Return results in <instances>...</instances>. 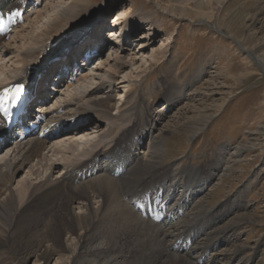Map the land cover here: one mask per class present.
I'll return each instance as SVG.
<instances>
[{
	"label": "bare ground",
	"instance_id": "obj_1",
	"mask_svg": "<svg viewBox=\"0 0 264 264\" xmlns=\"http://www.w3.org/2000/svg\"><path fill=\"white\" fill-rule=\"evenodd\" d=\"M173 1L172 5L171 3L166 5L162 11H171L174 14L178 11L179 16L194 14L199 17L198 19H210L214 14V8L212 10L211 7L214 0H205V2L195 0L194 5L190 4L191 0ZM88 2L89 0H0L2 11H15L18 17L14 23L15 28L13 31L8 35L6 33L0 35V88H6L13 80L25 83L29 80L32 81L34 71H36L34 67L37 68L40 64L38 59L52 51L51 49L57 46L60 40L63 39L60 43L64 42L62 35H56L60 30L69 31L73 28V31H76L75 38H78L81 33L85 32L87 34L86 39L76 51L87 48L94 49V46L102 41L99 31L102 24L98 19L91 29H87L88 24H92L100 11L98 6L94 4L89 6ZM111 7L113 12L111 18L107 20L111 23L105 36L108 38L107 43L103 39V43L98 44L101 51L104 50L106 55L103 54V57L99 59L96 68L82 70L84 72L77 76L72 85L60 89L55 96L45 95L48 92V87L43 82L48 77L47 75L37 82L38 89L34 88L39 99L37 112H42L45 115L40 129L47 124L57 123L58 121L75 122L82 120L85 121L87 127L81 128L77 132L81 134L80 139L74 137V134L70 135L69 132L50 139L38 138L36 135L28 137L17 144L10 145L6 140L0 143V151L8 147L7 150L10 153L0 160V243L6 242L3 239L4 236H9L7 242H10L13 246L15 255L19 260L17 264H28L31 258H33L34 264H50L52 260H55V264H128V261L123 260L124 257L132 252H143L142 248L146 243L151 246L157 244L160 247L154 248L151 255L155 256V252H162L165 248L169 250L172 241L181 236L185 239L186 236H193V234L195 236L206 235V244L205 242H199L194 247L192 243L193 246L189 248V251L195 252L201 249V256L209 251L207 264H216V258L219 257L215 251H218V249H214L213 246L219 244V241L218 239L212 242L208 241L212 233L209 229L212 228L214 220H216L211 215H214L216 209L208 211L204 209L205 211L199 212L198 207L200 203L206 202V194L210 191V188L208 191H206V188L209 184L216 180L217 176L219 178L216 184L219 183L221 176L230 170L235 161L238 160L237 157L245 149V145L236 146L227 161L222 157L218 158L219 160L216 161L211 172L201 176L198 178L199 180H195L192 184H187L184 187L177 186L176 183H173L175 185L173 187L170 185L173 190L171 195H167L165 198L166 203L172 202L171 206L174 207L184 206L186 211L168 226L163 223L148 222V220L134 213L130 205L127 207L122 205V199L120 198L123 195H128L130 200L139 191L149 189L156 191L159 189L158 186L163 187L168 181V174L166 170L157 174L159 166L156 165L160 164L159 161L162 156L160 149L163 147V145L158 144V138L164 136V131L161 132V129L155 133L157 129L155 126L159 121L153 116L152 123L150 122L148 126L145 125L139 130L136 129L137 131L133 133L131 139H127L125 130L127 127L129 128V124L126 125V123L139 118L140 98L124 94L122 101L114 102L113 91H116V89H114L113 84L117 83L115 88H118L119 92L120 90L128 92L133 83L137 81L135 78L139 75L138 71L144 65H147L145 58L148 57V60L155 59L156 50H158V53H162L167 47L168 36L159 29H154L153 22L146 23V30L150 31L149 36L144 33L145 29L133 35L132 39L136 40V48H139L140 53L137 58L132 56L137 50L133 52L132 47L125 42V39H128L129 32L134 29L130 25L131 22L128 23L123 20L128 13V8L118 7V5ZM95 11L97 13L93 15ZM111 34L119 35V37L112 40L109 38ZM49 35H53L51 39L47 37ZM156 35L160 37L158 46L151 47L147 42L150 37L153 38ZM92 43L95 44L91 45ZM45 49L47 51L41 57L40 53ZM76 51L69 54L67 59H63V64H70L73 57L77 55ZM30 58L32 60H29ZM259 63L262 64L260 60ZM126 68L130 69L128 74L119 77L120 72ZM95 75H98L99 78ZM87 80L90 82L88 81L85 84L87 89L82 91L83 94L72 92L75 83L79 81L86 82ZM31 84L34 87L35 83L31 82ZM86 91L87 94L84 95ZM1 93L0 91V96ZM186 96L187 94L181 96V92H178L175 99L168 98V103L165 106L160 105L159 109L169 108ZM49 97L55 99L53 104H50ZM207 108V106L201 107L200 105L197 114L195 113L192 119L201 122L205 117ZM112 109L116 111L112 113ZM181 125L183 127H193V124ZM114 128L117 129L112 136ZM2 130V123H0V135L3 134ZM91 133L93 135L88 139ZM117 134L120 135L121 143H114V146H111ZM144 140H147V144L145 143V151L141 154L140 150ZM76 146H80L78 150ZM133 150L139 151L141 155L139 153L137 155ZM122 152L124 157H121ZM59 153H64V158L55 162L56 159H52V157L58 156ZM103 156L108 159L100 165L96 158ZM34 161L37 166L40 165L39 168H45L43 171H49L48 174L46 172L47 175L42 176L43 178L34 182L31 197L38 200L36 209L47 208L46 206L50 204L52 206L59 205L58 207L65 211V216H56L57 220L54 219L49 222L45 234L33 237L27 235L24 240L13 244L12 234L15 231L11 230L16 229L15 225L14 228L12 226L15 213L25 194L31 190L32 176L35 175L36 177L41 174V169L40 171L35 169L36 164L32 163ZM121 161L126 162L128 166L126 175L124 173L119 179L109 177V174L105 171ZM23 170H25L26 177H21L15 185H12L16 174ZM93 170L96 172L95 175L86 179L85 182L81 181L85 178L78 177V173H82V171L86 175ZM129 170H133L132 173ZM216 184L214 183V185ZM197 201L199 202L198 206L196 205ZM209 217L210 221H207L206 219ZM37 220L41 221L40 218ZM37 220H35V224L38 223ZM205 221H207L206 224ZM64 230H67V232L64 233ZM131 231H135L133 235L129 234ZM214 232L221 233L216 230ZM143 234H146L145 240L142 238ZM223 234V238L220 237L219 240L223 239L227 243L238 236L234 232L228 234L230 237L226 236V231ZM122 235H125L126 242L119 245L117 237ZM38 236H40L39 240L36 239ZM62 236L64 237L62 238ZM101 238L107 241V245L102 248L94 247L96 241ZM170 238L168 244L169 241L166 240ZM243 245L236 244L235 247L224 249L222 256L225 258L228 254L234 257L233 254L241 253L246 249L241 247ZM253 255L255 257L258 255L257 249H254ZM242 258H239L238 263L233 259V263L227 262V264H259V261L256 262L257 259L254 257L247 260H242ZM181 260L184 262L187 259L182 258Z\"/></svg>",
	"mask_w": 264,
	"mask_h": 264
},
{
	"label": "rangeland",
	"instance_id": "obj_2",
	"mask_svg": "<svg viewBox=\"0 0 264 264\" xmlns=\"http://www.w3.org/2000/svg\"><path fill=\"white\" fill-rule=\"evenodd\" d=\"M170 3L172 5L174 1L95 0L90 2L89 0L88 2L89 6L93 4L98 6L100 11L92 24H88L87 29L91 28L98 19L107 22L113 12L111 6L118 5V7L128 8V13L123 20L132 23H130L134 29L130 34L132 46L134 43L137 46L136 40L132 39L133 35L139 31L142 32L143 29H145L146 32L144 31V33L147 35L150 33L146 30L147 26L145 25L149 22H153L154 29L157 28L168 36L167 47L162 53H158V50H156L155 59L148 60V57L145 58L147 65H144L138 71L139 75L135 78L137 81L133 83L128 92L125 93L121 90L119 92L118 88H115L117 83L113 84L114 89H116V91H113L114 102L122 101L124 94L140 98L139 118L126 123V125L129 124V128L127 127L125 130V137L131 139L138 127L147 124L148 120L152 121L153 116H155L159 121L155 126L157 128L155 133L160 129L161 132L164 131V136L158 138V144L163 145V147L160 149L162 153L160 164L156 165L159 166L157 174L166 170L167 174L171 173L174 177L178 176L175 173L182 171L187 176L199 172L205 176L207 173L209 174L216 161L219 160L218 158L222 157L227 161L236 146L245 145V149L237 157L238 160L227 171L228 173L226 172L221 176L218 184L216 183L219 176L216 177L214 182L216 185L213 183L210 186V191L206 194V202L200 203L198 209L199 212L208 211L223 204L215 208V214L220 211L227 214L218 226L209 229L212 233L208 241L212 242L218 239L219 243L223 244L220 252L215 251L219 257L216 258V264L233 263V259L238 263L239 258L242 257V260L254 257L257 259L256 262L259 261V264H264V0H214V4L211 6L212 10L214 8V14L210 19H198L199 17L194 14L179 16L178 11L175 14L171 11L163 12V8ZM195 3V0L190 2L191 5ZM96 13L97 11L93 15ZM73 30L71 28L69 31H58L56 35H62L64 42L60 43L63 39H59L58 45L53 47L52 51H49L46 55L44 54L47 49L41 51L40 56H44L38 59V62H40L38 65L50 69L55 64L50 61V58L53 54L60 53L66 45L71 44L72 48L69 49L72 52V49L79 43L78 38H75L76 31ZM56 35L54 34V36ZM52 36L47 37L51 39ZM159 39L160 37L156 35L153 38L150 37L147 43L151 47H156ZM99 43L102 42L99 41ZM138 49L132 47L133 52L137 50L132 56L137 58L140 53ZM29 60H32V58ZM259 60L262 64L259 63ZM129 70V68L123 69L119 77L126 76ZM96 76L99 78L100 74ZM88 81L73 86L72 92L83 94L82 91L87 89L85 84ZM178 92H181V96L185 94L187 96L182 97L181 100L174 105L172 104L169 108L159 109L160 105L165 106L168 103V98L175 99ZM86 94L87 91L84 92V95ZM50 104H53V102ZM200 105L208 108L205 111V119L196 122L192 117L195 113L197 114ZM115 111V109H112V113ZM181 124H193V127H183ZM80 128L81 126L77 130ZM116 129H113L112 136ZM129 129L134 132L127 134ZM119 134L116 135L111 146L121 140ZM92 135L93 133L88 136V139ZM145 143L147 141L144 142V146ZM79 147L76 146V149L78 150ZM8 154H10L8 150L1 152L0 160L5 156L7 157ZM58 156L56 155L52 159H56L54 161L57 162L58 159L64 158V153H59ZM32 163L36 164L35 161ZM39 166L36 164L35 169L40 171ZM44 169L42 167L39 176H32L31 190L26 193L27 195L25 194L22 199L24 204L21 202L15 213L12 226L14 228L15 225L16 229L11 228L13 229L11 231H15L12 234L13 244L24 240L27 235L33 237L45 234L49 222L54 219L57 220L59 215L65 216V211L61 210L58 207L59 205L52 206L50 204L46 206L47 208L36 209L38 200L31 197V192L34 182H37L46 174L47 170L43 171ZM24 171L16 174L12 185H15L21 177H26ZM132 171L129 170L130 173ZM124 196L126 195H123L120 199ZM128 201L125 202L122 199L121 203L127 207L129 205ZM198 201L196 205L199 204ZM202 205L205 206L201 207ZM39 218L41 221L37 220ZM35 220L38 223L35 224ZM27 229L30 234L26 231ZM213 230L221 233H215ZM225 231L226 236L229 233L233 234V232L237 233L238 236L229 243L223 239L219 240L220 237L223 238ZM65 232L67 230H64ZM134 232L131 231L129 234L133 235ZM39 237L36 239L39 240ZM8 238L9 236L6 235L3 239L7 242ZM117 238L119 245L126 242L125 235ZM142 238L145 240L146 234ZM206 239V235H200L194 240V247L199 242H205L206 244ZM170 240L171 238L166 240L169 241L168 244ZM6 242L0 243V247L2 246L0 248V264H17L19 260L15 255L13 246L10 242ZM236 244H244L241 247L246 249L238 253L239 255L233 254L234 257L228 255L227 252L224 258L222 256L224 252L222 253V251L230 249ZM106 245L107 241L101 238L96 241L94 247L102 248ZM145 245H143V248L141 247L143 252H132L125 256L123 260L128 261V264H188L189 262V264H196L194 260L191 261L187 254L177 253L172 255L171 250L166 248L162 252H155L156 255L153 256L151 254L154 252V248L160 247L157 244L151 246L146 243ZM254 249L258 250L256 257L253 255ZM196 252L200 253L201 249ZM182 258L187 260L183 262ZM55 263V260L50 262V264ZM207 263L208 261L204 262V264ZM28 264H34L33 258Z\"/></svg>",
	"mask_w": 264,
	"mask_h": 264
},
{
	"label": "snow or ice",
	"instance_id": "obj_3",
	"mask_svg": "<svg viewBox=\"0 0 264 264\" xmlns=\"http://www.w3.org/2000/svg\"><path fill=\"white\" fill-rule=\"evenodd\" d=\"M20 87L21 86L17 85V88H16L17 93L20 91Z\"/></svg>",
	"mask_w": 264,
	"mask_h": 264
},
{
	"label": "water",
	"instance_id": "obj_4",
	"mask_svg": "<svg viewBox=\"0 0 264 264\" xmlns=\"http://www.w3.org/2000/svg\"><path fill=\"white\" fill-rule=\"evenodd\" d=\"M252 56H253V54H252Z\"/></svg>",
	"mask_w": 264,
	"mask_h": 264
}]
</instances>
